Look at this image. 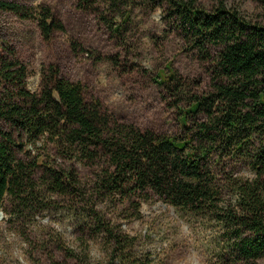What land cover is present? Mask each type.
I'll use <instances>...</instances> for the list:
<instances>
[{
	"label": "trees",
	"instance_id": "1",
	"mask_svg": "<svg viewBox=\"0 0 264 264\" xmlns=\"http://www.w3.org/2000/svg\"><path fill=\"white\" fill-rule=\"evenodd\" d=\"M75 1L78 10L94 13L123 42L136 9L167 8L191 49L206 59L211 47L222 49L213 90L180 110L183 134L159 135L119 121L99 99L86 98L82 83L65 79L55 66L43 69L41 90L30 91L31 72L10 51L0 57V82L7 86L0 98V121L14 130L0 129V210L7 196L25 206L26 197L37 189V163L18 159L16 150L22 145L16 132L32 144L55 145L65 160L94 168L92 198L138 209L158 200L194 217H211L229 236L224 264H259L264 259V27L247 23L224 2L207 12L192 0ZM0 12L36 22L45 41L65 32L46 5L0 0ZM70 46L77 56L89 54L96 63L118 59L88 52L74 39ZM199 114L206 120L189 126V117ZM228 160L247 162L254 178L219 174L216 168ZM52 171L54 191L69 194L81 187L72 168ZM133 243L118 236L113 255L126 259Z\"/></svg>",
	"mask_w": 264,
	"mask_h": 264
},
{
	"label": "rangeland",
	"instance_id": "2",
	"mask_svg": "<svg viewBox=\"0 0 264 264\" xmlns=\"http://www.w3.org/2000/svg\"><path fill=\"white\" fill-rule=\"evenodd\" d=\"M4 1L46 5L65 27L64 33L56 32L45 41L36 22L0 12V57L12 51L28 66L32 92L41 90L43 69L55 66L65 79L82 83L86 98L99 99L119 121L159 135L179 136L184 133L180 110L213 90L222 49L211 47L209 59L191 49L167 8L136 9L123 42L98 23L94 13L78 10L75 0ZM192 1L207 12L224 2L247 23L264 27V0ZM72 39L88 52L118 59L96 63L89 54L77 56L70 46ZM6 90L0 82V98ZM205 120L199 114L189 117L188 124ZM0 129L14 133L3 121ZM14 135L22 145L16 150L18 159L37 163L33 176L37 189L26 197L25 206L5 198L0 210V264H224L229 256V236L211 217H194L158 200L138 209L92 198L94 168L61 158L51 143L32 144ZM71 168L81 187L69 194L54 191L52 170ZM216 170L228 177L255 176L243 160H228ZM121 235L134 240L126 259L113 255L114 242Z\"/></svg>",
	"mask_w": 264,
	"mask_h": 264
}]
</instances>
